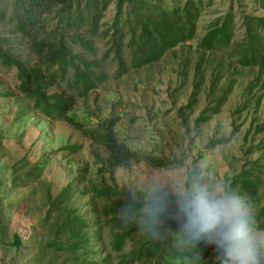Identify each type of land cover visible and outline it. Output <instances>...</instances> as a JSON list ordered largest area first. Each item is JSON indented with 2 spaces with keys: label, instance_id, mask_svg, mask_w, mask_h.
Returning a JSON list of instances; mask_svg holds the SVG:
<instances>
[{
  "label": "trees",
  "instance_id": "1",
  "mask_svg": "<svg viewBox=\"0 0 264 264\" xmlns=\"http://www.w3.org/2000/svg\"><path fill=\"white\" fill-rule=\"evenodd\" d=\"M259 1L255 0L264 7V1ZM111 2L8 0L4 3L0 0V29L3 30H0V67L16 69L18 94L31 103L33 112L50 121L66 123L89 142L95 163L100 161L103 164V168L100 166L99 169L103 175L97 172L94 177H89L86 169H82L71 183L59 191L53 190L49 184L42 186L45 212L35 225L37 229H42V234L40 237L32 234L30 245L26 248H23L19 236L13 234L11 248L20 257L25 253L26 261L30 264H98L87 259L88 255L93 254L92 240L97 237L91 236L86 220L74 207L73 197L78 191L89 198L93 207L97 220L95 234L104 230L108 233L110 250L120 255L119 264H221L217 259L220 253L215 246L203 241L195 246L183 239L179 230L181 217L177 215L178 194L165 190L146 194L134 189H122L116 184L113 178L115 170L129 171L132 166L143 164L153 169L171 171L181 168L183 160L132 151L118 140L115 130L117 117L96 119L92 115L79 116L75 110L77 98L87 99L89 92L102 83L103 75L94 70L99 67L97 61H87L74 49L81 48L94 55L95 40L109 35L118 73H123L126 72L124 56L127 51L129 67L138 70L161 62L177 49L195 45L197 56L193 91L188 104L179 109L180 112H190L197 105V98L202 92L204 71L211 70L210 58L214 60L213 56L217 53H229L235 57L241 69H258L264 82V17L241 16L243 37L235 40L239 20L236 21L229 12L209 23L202 37L196 41L198 24L208 4L206 0H115L114 19L100 31L103 10ZM16 44L26 46L28 55L24 59L11 53ZM223 67L220 66L218 70L212 68L208 105L196 118L197 127L220 113L237 86V81L233 76H227ZM69 71H72L71 78ZM61 82L74 88L75 94L54 90ZM245 90L248 94L251 92L248 87ZM182 116L186 114L182 113ZM89 117L93 120H89ZM254 133L264 134V122L256 127ZM1 139L4 143V138ZM81 148L77 145L65 146L59 151L75 153ZM0 149L4 151L5 158L12 150L3 144ZM261 151H264V144L256 146L255 152ZM100 152L105 158L101 157ZM8 164L9 161L0 164V179L14 167L25 170L26 178L34 183L30 192V196H33L41 186V170L35 163H28L25 157L13 166ZM9 179L11 185L20 182L14 172L10 173ZM226 179L224 191L246 196L250 202L252 213L248 215L253 230L264 231V206L258 207L259 191L264 181V163L258 160L240 174ZM190 183L193 180L188 174L185 190H190ZM16 205L18 213H27L25 206ZM22 207H25L24 210ZM152 207L159 209L158 214H151ZM126 245L128 251L122 254ZM261 264H264V260Z\"/></svg>",
  "mask_w": 264,
  "mask_h": 264
},
{
  "label": "rangeland",
  "instance_id": "2",
  "mask_svg": "<svg viewBox=\"0 0 264 264\" xmlns=\"http://www.w3.org/2000/svg\"><path fill=\"white\" fill-rule=\"evenodd\" d=\"M7 1L1 0L4 3ZM114 1L103 10L100 31L114 19ZM206 2L208 4L198 24L196 41L202 37L209 23L223 18L229 12L235 16L236 21L239 20L235 29V40L243 37L239 19L241 16L264 17V7L255 0ZM94 49V55L81 48L74 49L76 54H80L87 61H97L99 67L94 70L103 75L102 83L89 92L87 99L77 98L75 110L79 116L84 118L92 115L96 119L117 117L115 130L118 140L132 151L165 159L183 160L181 168L171 171L153 169L143 164H136L129 171L115 170L113 178L120 188L134 189L146 194L157 190L179 194L185 191L187 176L191 174L193 183H190V189L202 186L210 192H219L224 191L226 178L240 174L258 160L264 163V151L255 152L257 145L264 144V134L254 133L256 127L264 122V82L258 69H241L236 64L235 57L229 53H217L213 56L216 63L210 58L212 68L218 70L220 66H224L226 75L233 76L237 86L233 88L220 113L197 127L195 120L208 105L212 68L204 71V86L197 98V105L190 112L179 111L188 104L193 91L192 79L197 56L195 45L177 49L173 55L168 54L161 62L138 70L129 67L127 51L124 56L126 72L123 73H118L109 35L95 40ZM11 53L24 59L28 50L25 45L16 44L13 45ZM69 73L71 78L72 71ZM17 86L16 69L0 67V148L2 144L7 149L12 148L6 158L4 151L0 149V164L9 161L8 165L13 166L20 158L25 157L28 163H35L41 170V186L30 196L34 183L26 178V171L19 170V167L10 169L8 175L0 179V264H30L26 261L25 253L20 257L11 248L12 235L19 236L23 248L30 245L32 234L41 236L42 229H37L35 225L45 212L42 206V186L49 184L53 190L59 191L71 183L82 169H86L89 177H94L100 166L103 168L102 162L95 163L89 142L82 139L66 123L50 121L33 112L31 103L18 94ZM247 87L251 90L249 94L245 90ZM54 90L75 94L74 88L64 82L58 84ZM182 113L186 116L183 117ZM88 119L93 120L91 117ZM1 138H4V143ZM73 145L82 148L75 153L59 151L62 147ZM251 152L253 153L249 154ZM99 154L105 158L102 152ZM11 172L15 173V178L20 179L18 184L11 185ZM241 197L245 201L248 214L252 213L247 197ZM16 203H22L20 205L28 209L27 213H18ZM73 204L90 227L91 236L97 237L92 240L93 254L88 255L87 259L98 264H119L120 255L110 250L111 240L108 233L104 230L95 234L97 220L89 198L77 191ZM262 206L264 181L259 191L258 207ZM25 207H22L23 210ZM254 233L258 238H264V231ZM127 251L126 245L122 254Z\"/></svg>",
  "mask_w": 264,
  "mask_h": 264
},
{
  "label": "clouds",
  "instance_id": "3",
  "mask_svg": "<svg viewBox=\"0 0 264 264\" xmlns=\"http://www.w3.org/2000/svg\"><path fill=\"white\" fill-rule=\"evenodd\" d=\"M179 230L187 244L202 241L215 246L221 264H261L264 238L251 226L244 199L227 191L210 192L202 186L178 194ZM159 209L151 208V214Z\"/></svg>",
  "mask_w": 264,
  "mask_h": 264
}]
</instances>
